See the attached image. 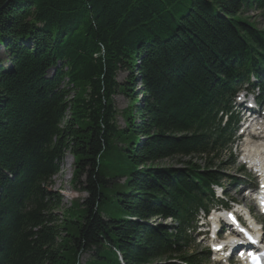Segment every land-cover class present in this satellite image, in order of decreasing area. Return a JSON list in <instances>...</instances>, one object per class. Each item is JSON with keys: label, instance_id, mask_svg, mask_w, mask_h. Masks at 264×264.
Here are the masks:
<instances>
[{"label": "trees", "instance_id": "1", "mask_svg": "<svg viewBox=\"0 0 264 264\" xmlns=\"http://www.w3.org/2000/svg\"><path fill=\"white\" fill-rule=\"evenodd\" d=\"M251 11L264 0H0V264L201 262L186 229L228 164L218 114L264 71ZM66 154L85 196L62 209Z\"/></svg>", "mask_w": 264, "mask_h": 264}, {"label": "rangeland", "instance_id": "2", "mask_svg": "<svg viewBox=\"0 0 264 264\" xmlns=\"http://www.w3.org/2000/svg\"><path fill=\"white\" fill-rule=\"evenodd\" d=\"M247 15L250 16V19L252 18L251 20L256 23V26H258L259 28L264 27V19L260 18L257 12L251 11ZM5 57L6 55L4 53V50L2 49V46H0V59L4 61ZM48 75L49 76L51 75L50 72L48 73ZM126 75H127L126 73L120 72L117 76V80L119 82H122L124 78L126 77ZM113 102H114V106L116 109V124L119 127H124V115H123L124 112L123 111L124 109H126V107H128V101L124 97L123 94L119 93L114 96ZM65 158L66 160H70V164H71V170L68 173L63 172V168H62L65 164V162L63 163ZM64 159L62 163L60 164V172L52 178L51 184L49 185V188L52 191L57 192L62 197V209H65L66 207L74 206L77 203V201L79 202L81 198L85 196V192H83L82 190H79L73 184L74 183L72 179L73 178V162H74L73 157L69 154H66L64 156ZM108 168L109 170H112L110 169V167ZM226 173H229L230 175H232L233 173H236L235 167L227 168ZM156 221H160L162 224L169 225V226L172 224L171 219H167L165 221H162L161 219H156ZM191 249L194 251V253L196 252L201 253L200 250H202L200 245L195 246V247L192 246ZM88 259H89V253H82L80 254V256H78V262L76 264H84L85 262L88 261ZM202 264H212V262L211 261L206 262L204 260Z\"/></svg>", "mask_w": 264, "mask_h": 264}, {"label": "bare ground", "instance_id": "3", "mask_svg": "<svg viewBox=\"0 0 264 264\" xmlns=\"http://www.w3.org/2000/svg\"><path fill=\"white\" fill-rule=\"evenodd\" d=\"M262 115H264V112ZM262 115L255 113V117L253 119H257V117ZM241 129L242 127L240 126L239 130L237 131L241 132ZM252 130L255 133L264 135V122L257 121L255 125L252 126ZM243 158L250 166H255L264 170V142L262 144L248 143ZM64 162L65 164L62 167L63 172L68 173L71 170L70 160H66L65 158Z\"/></svg>", "mask_w": 264, "mask_h": 264}, {"label": "snow or ice", "instance_id": "4", "mask_svg": "<svg viewBox=\"0 0 264 264\" xmlns=\"http://www.w3.org/2000/svg\"><path fill=\"white\" fill-rule=\"evenodd\" d=\"M249 240H251V237H248ZM250 256H252L253 259V264H258L259 258L257 256H254L252 253H249ZM261 255H264V253H262Z\"/></svg>", "mask_w": 264, "mask_h": 264}]
</instances>
